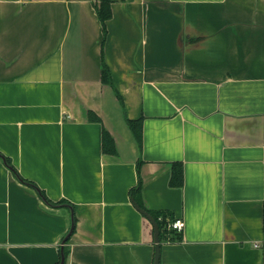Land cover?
I'll list each match as a JSON object with an SVG mask.
<instances>
[{
	"label": "crops",
	"instance_id": "obj_1",
	"mask_svg": "<svg viewBox=\"0 0 264 264\" xmlns=\"http://www.w3.org/2000/svg\"><path fill=\"white\" fill-rule=\"evenodd\" d=\"M98 1L0 0V264H264V0Z\"/></svg>",
	"mask_w": 264,
	"mask_h": 264
},
{
	"label": "trees",
	"instance_id": "obj_2",
	"mask_svg": "<svg viewBox=\"0 0 264 264\" xmlns=\"http://www.w3.org/2000/svg\"><path fill=\"white\" fill-rule=\"evenodd\" d=\"M97 12L98 15L103 22L104 26L106 25V22L108 19L112 17V0H99L96 3ZM103 80H109L110 78V71L107 65L103 67ZM130 124L133 126L134 129H136L141 136V127H140V121L138 120H130ZM103 138H104V145L109 147L111 150H114V139L113 137L104 130L103 132ZM182 171L179 172V170L175 167L173 171V175L171 178V183L173 185H182L183 184V175ZM163 215L167 216V214L163 213ZM154 217L157 219L159 226H160V237H166L168 239H178L181 238L180 233L176 231V229L168 228V221L160 219L159 214L155 213ZM66 254L68 253L67 250H65Z\"/></svg>",
	"mask_w": 264,
	"mask_h": 264
},
{
	"label": "water",
	"instance_id": "obj_3",
	"mask_svg": "<svg viewBox=\"0 0 264 264\" xmlns=\"http://www.w3.org/2000/svg\"><path fill=\"white\" fill-rule=\"evenodd\" d=\"M137 208L145 214L153 223L154 225V238H155V257H154V264H160V254H161V237H160V226L157 221V219L153 216L152 213H150L145 208L141 207L140 205L136 204ZM65 256L63 254L62 257V263L64 262Z\"/></svg>",
	"mask_w": 264,
	"mask_h": 264
},
{
	"label": "built area",
	"instance_id": "obj_4",
	"mask_svg": "<svg viewBox=\"0 0 264 264\" xmlns=\"http://www.w3.org/2000/svg\"><path fill=\"white\" fill-rule=\"evenodd\" d=\"M185 226V221L182 218H176L168 222V228H173L178 231H181Z\"/></svg>",
	"mask_w": 264,
	"mask_h": 264
}]
</instances>
